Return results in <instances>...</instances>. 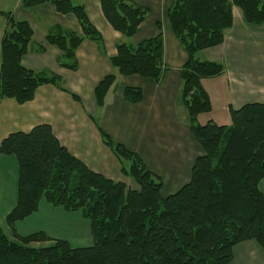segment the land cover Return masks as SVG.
I'll return each mask as SVG.
<instances>
[{
    "label": "trees",
    "instance_id": "obj_1",
    "mask_svg": "<svg viewBox=\"0 0 264 264\" xmlns=\"http://www.w3.org/2000/svg\"><path fill=\"white\" fill-rule=\"evenodd\" d=\"M51 4L60 15H72L81 34L54 26L45 44L61 56L57 64L76 71L75 51L83 40L100 45L102 37L81 5L73 0H22L25 10ZM102 15L113 31L132 38L147 10L131 0H99ZM233 7L249 25L264 24V0H173L167 20L188 58L180 70V100L188 116L191 135L201 150L191 169L190 181L174 194H161V179L149 172L141 158L123 145L114 144L99 125L103 144L132 179L136 190L90 171L72 156L52 133L40 125L28 133L9 135L0 143V154L14 156L18 166L16 204L5 223L13 240L0 227V264H230L235 246L253 241L264 251V103L230 110L231 124L216 125L198 118L211 110L202 80L223 74V65L195 59L198 52L218 47L233 24ZM5 18L1 37L0 98L18 105L33 100L44 85L60 89L59 76L22 65L33 32L27 21ZM158 34L137 45L119 43L110 60L119 76H138L158 83L165 72L163 37ZM37 46V52H43ZM114 74L95 87L97 108L115 84ZM73 99L78 98L72 95ZM124 100L138 104V88L123 90ZM44 200L66 212H79L89 223L92 244L72 248L65 240L43 232L19 236L14 226L37 212ZM48 246L35 247V244Z\"/></svg>",
    "mask_w": 264,
    "mask_h": 264
},
{
    "label": "crops",
    "instance_id": "obj_2",
    "mask_svg": "<svg viewBox=\"0 0 264 264\" xmlns=\"http://www.w3.org/2000/svg\"><path fill=\"white\" fill-rule=\"evenodd\" d=\"M73 1L83 6L91 24L102 37L100 45L87 39L79 45L75 51L76 71L60 67L57 60L61 53L54 46L45 44V36L54 26L81 34L72 15H60L49 3L25 10L22 0H0V12L11 13L15 21H27L32 29V40L22 58V65L32 71L51 72L61 79L60 89L51 85L41 86L33 100L23 105L0 98V143L11 134L28 133L37 126L48 125L60 145L90 171L136 190L133 180L121 174L118 161L103 144L96 121L101 132L114 144L136 153L146 169L161 179L163 196L174 194L190 181L192 166L201 150L191 135L187 111L180 100V70L188 56L174 37L167 20L173 0H131L136 6L146 9L147 15L130 39L112 30L102 15L99 0ZM158 22L166 69L160 81L154 83L138 76H119L110 63L116 55L117 45H137L154 38L158 34ZM5 25V18L0 14V42ZM262 30V24H246L242 13L236 18L233 14V24L225 31L223 43L195 55L196 60L217 62L224 68L222 75L201 82L211 105L210 112L204 115L212 114L205 124L211 121L216 125L229 126L230 110L251 104L247 103L248 99H254L253 96L258 94L247 66L254 70L260 68L255 53L263 56V51L252 49L250 45L263 34ZM37 46H42L43 52H37ZM249 53L255 61L251 64L244 58ZM110 74L115 75V84L105 96L103 106L97 108L95 87ZM127 87L141 90V102L129 104L124 100L123 90ZM214 110L224 112V118L221 114L213 116ZM227 115L228 120H225ZM201 118L203 115L199 120ZM219 120L223 124L217 122ZM17 181L15 157L0 154V227L10 240L13 237L5 220L16 204ZM14 231L19 236L43 232L50 239L67 241L72 248H85L92 244L89 223L79 212H66L44 200L39 203L37 212L15 224ZM230 264H264V251L253 241L243 242L233 249Z\"/></svg>",
    "mask_w": 264,
    "mask_h": 264
},
{
    "label": "rangeland",
    "instance_id": "obj_3",
    "mask_svg": "<svg viewBox=\"0 0 264 264\" xmlns=\"http://www.w3.org/2000/svg\"><path fill=\"white\" fill-rule=\"evenodd\" d=\"M241 10L237 7H233L232 9V12L236 18V15L240 14ZM264 26V24H262ZM261 35H259V37L257 39H254V41L251 43L250 47L253 48H257L263 52H261L263 54V56L259 55L258 53H255L256 55V59H258V63H259V69L258 70H254L252 69L249 65L247 66L250 70H253V71H257V72H252L249 70V74L252 76V78L254 79L255 83H254V87L255 89L257 90V95L256 96H253V98H250L248 99L249 101H247V103H264V30L261 31ZM253 39H250L249 41H251ZM129 43H130V40H128ZM131 44V43H130ZM133 45V44H132ZM244 58L246 61H248L249 64L255 62L254 59H252V56L249 54L247 55H244ZM220 115L224 118V112H221L219 110H214V113H213V116L214 115ZM212 117V114H209V115H203V118H201L199 120L198 118V124L199 125H204L205 122L207 120H209V118ZM222 120V118H220ZM225 120H228V115L227 117L225 118ZM219 123V121H217ZM227 123L229 124V121H227ZM223 124V123H221ZM134 182V181H133ZM135 184V183H134ZM130 189V188H129ZM259 190L264 194V183H260L259 185ZM50 245L49 243H46V244H35V247H43V246H48Z\"/></svg>",
    "mask_w": 264,
    "mask_h": 264
}]
</instances>
